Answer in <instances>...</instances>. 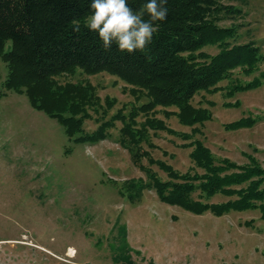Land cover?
Returning <instances> with one entry per match:
<instances>
[{"label": "rangeland", "instance_id": "obj_1", "mask_svg": "<svg viewBox=\"0 0 264 264\" xmlns=\"http://www.w3.org/2000/svg\"><path fill=\"white\" fill-rule=\"evenodd\" d=\"M222 4L232 12H224L218 24L236 29L231 44L254 42L264 55V0ZM203 51L214 55L219 48L208 46ZM263 73L264 62L252 75L237 69L218 85V91L198 93L192 104L212 113L202 125H182L168 115L177 112L176 107L140 112L138 128L155 118L177 135L149 130L148 141L142 144L149 156L138 161L122 145V131L128 116L149 102L145 94L134 95L133 86L107 72L90 75L78 69L57 77L61 85L93 88L97 103L88 109L85 133L114 122L106 139L75 143L58 119L34 108L26 94L7 88L8 63L0 56V264H127L115 259L121 255L117 248L122 229L127 231L134 264H264L260 210L232 211L221 217L210 212L194 215L162 202L152 189H145L135 202L122 194L131 180L149 181L143 168L168 180L157 161L181 173H203L191 159L193 147L184 146L195 140L218 160L228 158L243 165L252 155L264 167V79L258 89L232 98L226 95L229 85L250 82ZM236 103L239 106L227 105ZM243 117L256 124L226 129ZM227 200L217 196L209 202Z\"/></svg>", "mask_w": 264, "mask_h": 264}, {"label": "trees", "instance_id": "obj_2", "mask_svg": "<svg viewBox=\"0 0 264 264\" xmlns=\"http://www.w3.org/2000/svg\"><path fill=\"white\" fill-rule=\"evenodd\" d=\"M223 1L167 0V18L155 22L159 27L151 41L143 50L128 53L119 51L115 42L105 49L98 34L85 27L91 15V0H0V56L9 68L6 86L26 94L34 108L58 119L75 143H97L107 138L114 122H104L94 133H85L83 125L90 117L88 109L97 103L93 88L71 83L61 85L57 77L72 75L78 69L90 75L107 72L119 77L133 86L134 95L143 93L149 99L128 116L129 122H125L122 131V145L140 161L143 156H149L142 147L148 141L149 130L177 135L155 118L147 119L138 128L136 118L140 112L148 113L159 106L176 107L178 111L168 115L177 117L182 125H202L212 119V113L195 107L193 98L200 92L218 91V85L230 79L237 69L247 75L254 74L264 62V55L254 42L231 44L229 40L235 37L236 29L218 24L224 12H232ZM127 2L138 12L149 0ZM148 18L145 14L144 19ZM74 20L80 24L79 32L72 30ZM208 46H218L219 52L211 55L203 51ZM263 79L264 73L247 83L237 81L228 86L226 95L232 98L239 92L258 89ZM227 105L239 106L238 103ZM255 124L251 117H243L225 127L240 130ZM182 137L190 139L187 134ZM184 146L193 147L191 159L203 173H181L157 161L168 180L143 168L149 181L131 180L124 185L122 194L135 202L145 189H152L162 202L194 215L210 212L221 217L232 211L260 210L264 221V167L255 157L247 155L249 163L240 165L228 158L216 159L199 140ZM217 196L228 200L209 202ZM122 230L117 248L121 255L115 259L134 264L126 241L127 231Z\"/></svg>", "mask_w": 264, "mask_h": 264}, {"label": "clouds", "instance_id": "obj_3", "mask_svg": "<svg viewBox=\"0 0 264 264\" xmlns=\"http://www.w3.org/2000/svg\"><path fill=\"white\" fill-rule=\"evenodd\" d=\"M167 0H149L138 12L128 6L127 0H91V15L85 27L98 34L105 49L115 42L121 52L143 50L158 31L156 21L167 18ZM148 15V20L144 15ZM73 31H80L78 21H73ZM155 25V26H154Z\"/></svg>", "mask_w": 264, "mask_h": 264}]
</instances>
